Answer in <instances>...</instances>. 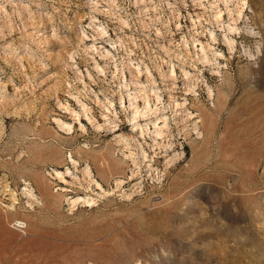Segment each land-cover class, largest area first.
<instances>
[{"label":"rangeland","instance_id":"374dc122","mask_svg":"<svg viewBox=\"0 0 264 264\" xmlns=\"http://www.w3.org/2000/svg\"><path fill=\"white\" fill-rule=\"evenodd\" d=\"M143 2L0 0V264H264V0Z\"/></svg>","mask_w":264,"mask_h":264},{"label":"bare ground","instance_id":"6f19581e","mask_svg":"<svg viewBox=\"0 0 264 264\" xmlns=\"http://www.w3.org/2000/svg\"><path fill=\"white\" fill-rule=\"evenodd\" d=\"M138 1L140 2L139 5H141V4L144 3L143 2L144 0H138ZM211 34H213V33H211ZM106 37L107 36H104V40H107ZM104 44H105V42H101L96 47L95 50H97V53L99 55H101L102 57H105V59H108V56L109 55H112V53L108 49V44L107 45H104ZM202 48H203V46H202ZM137 69L139 70V67H137ZM173 73H174V70L172 71V74ZM134 87L135 88H142L143 86L140 85L139 83H136V84H134ZM129 96H130V100L132 101L131 104L133 105V108H134V111H133L134 112L133 113L134 114V116H133L134 117L133 118V127H134V130L135 131H139L140 134H143L144 133V127H143L142 124H140V122L141 121H144V120H147L146 126H148L149 122L150 121L152 122V118L155 117L156 120H155V122L153 121L154 122L153 125H154L155 130H153L152 132L155 133V136L156 137H158V136L163 137V135H164L163 134V131L168 128L167 127V124H168L167 123V120H168L167 116L166 115L161 116L163 113H165V112L162 111L163 109L159 108L158 105H155V108H154L155 110L153 111V107L149 104V101H148L147 98H145V107L142 108V109H140V106L136 102V99H135L137 97H135L133 95H129ZM158 97L159 96L157 95L156 96L157 101L159 100ZM83 107H84V109L82 111L83 112L82 114H84L85 116H88L89 120L92 119V116L89 115L88 110L85 109V104H83ZM176 107H180V108L182 107L183 108L184 106L181 105L180 103H176ZM64 108H65V112L71 114V116L74 119H76V120H79L80 119V117H79L80 116V113L76 112L73 109H70L68 105L64 106ZM159 109H160V111H159ZM153 112L155 113V115L150 117V115L153 114ZM149 113H151V114H149ZM146 116L147 117H150V119L147 118ZM64 118H66V117H64ZM64 118H63V120H64ZM103 119L107 120L108 118H103ZM54 122L58 124L59 131L64 132V133H68V134L71 133L72 127L70 126V124H67L66 122L62 121L61 119H57V118L54 119ZM71 161L75 162L74 159H71ZM53 174H55V175L58 176V175L61 174V172L58 171V170H55L53 172ZM29 196H31V195H29ZM76 200L77 199H74L72 202H76ZM21 223H23V222L21 221ZM23 226H25V225H23Z\"/></svg>","mask_w":264,"mask_h":264}]
</instances>
